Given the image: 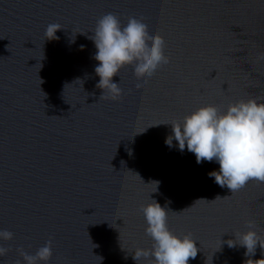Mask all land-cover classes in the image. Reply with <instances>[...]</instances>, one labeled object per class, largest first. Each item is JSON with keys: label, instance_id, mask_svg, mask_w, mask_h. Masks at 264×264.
Listing matches in <instances>:
<instances>
[{"label": "water", "instance_id": "95a60500", "mask_svg": "<svg viewBox=\"0 0 264 264\" xmlns=\"http://www.w3.org/2000/svg\"><path fill=\"white\" fill-rule=\"evenodd\" d=\"M107 13L142 18L169 58L146 83L121 69L116 100L99 99L89 39ZM51 23L58 39L44 40ZM262 55L264 0H0V230L13 233L0 264L49 238L47 264H148L132 255L151 248L140 208L153 201L197 242L188 264L264 259L226 243L249 230L264 241V183L231 194L209 176L218 163L165 144L200 107L264 103Z\"/></svg>", "mask_w": 264, "mask_h": 264}, {"label": "clouds", "instance_id": "9594fccd", "mask_svg": "<svg viewBox=\"0 0 264 264\" xmlns=\"http://www.w3.org/2000/svg\"><path fill=\"white\" fill-rule=\"evenodd\" d=\"M61 29L58 23L49 24L44 40L58 39L55 34ZM89 39L96 48L94 59L98 65L95 74L99 77L96 88L102 91L99 99L116 100L120 97L122 89L112 78L118 76L124 67L132 66L134 77L146 83L160 67L169 63L164 38L150 34L142 18L129 17L126 25H121L116 14L107 13L97 20ZM260 58L264 59V55ZM140 86L139 83L136 85L137 88ZM170 125L172 135L166 138L165 144L172 147L175 140L178 150L183 152L187 148L194 154L197 164L202 161L218 163L219 171H213L209 176L219 187H226L233 194L249 181L264 183V103L249 99L231 103L226 109L207 105ZM217 199L223 198L218 196ZM168 211L167 206L161 207L155 201L140 208L146 223L145 234L152 240V245L150 249H136L132 255L134 261L144 258L148 264H188L190 259L197 257V242L190 233L178 237L169 230ZM246 227L253 229L255 224L248 221ZM234 237L235 240L226 243L230 248L243 247L246 256L255 255L257 246L264 249V241L255 231L237 233ZM12 239V232L0 230V240ZM9 251V248L0 246V257ZM17 252L24 264H47L53 255L52 240L49 238L34 254L23 248H18ZM17 264H20L19 260ZM255 264H264V259L256 260Z\"/></svg>", "mask_w": 264, "mask_h": 264}]
</instances>
